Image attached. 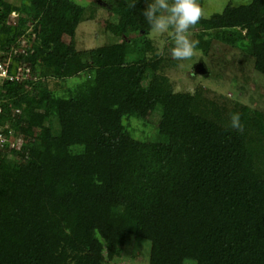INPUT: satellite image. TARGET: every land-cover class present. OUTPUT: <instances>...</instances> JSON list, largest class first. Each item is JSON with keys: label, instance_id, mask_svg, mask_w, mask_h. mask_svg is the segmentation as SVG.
Instances as JSON below:
<instances>
[{"label": "trees", "instance_id": "16d2710c", "mask_svg": "<svg viewBox=\"0 0 264 264\" xmlns=\"http://www.w3.org/2000/svg\"><path fill=\"white\" fill-rule=\"evenodd\" d=\"M16 1L0 0V45L27 39L15 64L32 77L1 93L21 110L3 115L21 147L0 150V264H106L95 241L130 236L150 242L148 264H264V109L176 91L161 71L173 59L147 32L149 0ZM100 7L119 17L106 25L119 41L79 50L78 26ZM196 26L249 40L264 75V0H230ZM83 74L62 94L50 85ZM133 119L155 136L136 138Z\"/></svg>", "mask_w": 264, "mask_h": 264}, {"label": "rangeland", "instance_id": "374dc122", "mask_svg": "<svg viewBox=\"0 0 264 264\" xmlns=\"http://www.w3.org/2000/svg\"><path fill=\"white\" fill-rule=\"evenodd\" d=\"M73 1L90 7L96 0ZM229 1L206 0L202 6L205 16L209 17L216 12H222ZM110 21L118 22L119 17L109 10L98 8L90 20L79 24L76 34L77 48L87 50L117 43L119 38L112 35L106 26ZM200 29L201 26H196L190 30V39L198 41V44L194 55L184 61H176L172 57L171 48L174 43L170 36L164 34L153 37L149 34L158 52L166 58L173 59V62H166L161 71L170 79L174 89L192 93L201 89L207 103L214 99L223 102L226 98H233L240 105L264 109V75L254 67L249 40L231 46L221 39L215 38L213 31L210 32V35L200 37ZM202 39L204 41L211 40V44L202 45ZM200 63H203L207 68L206 75L196 72V67ZM85 78L86 75L83 74L68 79L66 83L51 80L50 85L62 94L67 88H75L80 85ZM154 117L157 118V116ZM150 119L152 120V118ZM126 124L138 139H150L155 136V128L143 121L133 119L127 121ZM98 240L99 242L95 241L94 247L98 253L104 255L106 264H148L151 244L147 240L130 236L123 248H113L100 239Z\"/></svg>", "mask_w": 264, "mask_h": 264}, {"label": "clouds", "instance_id": "9594fccd", "mask_svg": "<svg viewBox=\"0 0 264 264\" xmlns=\"http://www.w3.org/2000/svg\"><path fill=\"white\" fill-rule=\"evenodd\" d=\"M135 4L136 0H130L131 8ZM142 14L150 26L147 32L153 37L167 34L173 39L171 55L176 61L194 55L198 41L190 39V30L206 15L200 0H149ZM230 124L232 128L242 129L238 113L231 115Z\"/></svg>", "mask_w": 264, "mask_h": 264}, {"label": "built area", "instance_id": "2783aa9c", "mask_svg": "<svg viewBox=\"0 0 264 264\" xmlns=\"http://www.w3.org/2000/svg\"><path fill=\"white\" fill-rule=\"evenodd\" d=\"M19 15L13 12L8 24L16 25ZM32 44L25 38L17 37L11 46L3 49L0 45V150L9 146L10 150L21 147V139L14 135L11 123L3 121V115L6 112V106L15 113H20L19 108H15L10 100H4L1 93L5 91L7 82H23L32 77V69L28 63H16L15 60L20 55L31 53ZM14 64V66H13Z\"/></svg>", "mask_w": 264, "mask_h": 264}, {"label": "water", "instance_id": "95a60500", "mask_svg": "<svg viewBox=\"0 0 264 264\" xmlns=\"http://www.w3.org/2000/svg\"><path fill=\"white\" fill-rule=\"evenodd\" d=\"M196 72L202 75H206L208 71H207V68L204 66V64L200 63L196 67Z\"/></svg>", "mask_w": 264, "mask_h": 264}]
</instances>
